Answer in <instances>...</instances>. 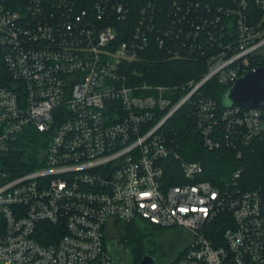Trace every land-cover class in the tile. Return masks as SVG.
<instances>
[{"label": "built area", "instance_id": "obj_1", "mask_svg": "<svg viewBox=\"0 0 264 264\" xmlns=\"http://www.w3.org/2000/svg\"><path fill=\"white\" fill-rule=\"evenodd\" d=\"M227 1L0 0V264H112L108 234L131 222L190 234L170 264H264V182L243 166L198 180L163 130L187 107L206 150H264V106L219 110L201 93L262 68L264 0ZM154 44L205 72L148 81ZM30 129L37 146L16 163Z\"/></svg>", "mask_w": 264, "mask_h": 264}, {"label": "trees", "instance_id": "obj_2", "mask_svg": "<svg viewBox=\"0 0 264 264\" xmlns=\"http://www.w3.org/2000/svg\"><path fill=\"white\" fill-rule=\"evenodd\" d=\"M193 1L208 4L213 9L218 6H229L231 4L227 0ZM167 7L168 5H166L165 9ZM165 9L162 11L164 12ZM248 14L254 17L256 12L253 7L250 6L248 8ZM143 57L144 59H151V64L145 66L143 69L145 70L147 80L156 85L169 87L180 86L186 82L200 79L205 72L204 62L168 60L164 52L159 50L155 44L149 55H144ZM256 61L260 67H264V58L257 59ZM228 89L227 87H221L212 82L207 83L201 89V93L204 97L213 100L219 110H223L228 108L223 102V97ZM186 108H181L166 123L163 130L167 135H173L175 133L179 137L181 143L178 153L181 159L188 162H196L203 166L204 173L197 178L198 180L207 181L217 186L222 185L239 166H243L244 175L242 181L247 182L250 187H255L261 182H264V150L262 148L259 150L253 148L243 149V156L239 160L236 158V151L226 147L225 144H222L218 149L213 151L206 150L203 147L201 135L195 128ZM38 139L39 137L33 129H30L19 138L16 163L28 157L30 158L31 150L37 146ZM175 170H177V165H175L173 160H170V173L175 172ZM156 229L162 228L146 222L122 224L118 231L121 245L117 249V252H114V250L110 252L112 264H138L145 254L141 244V238L146 235L148 230L154 231ZM176 241L184 242V248L163 264H170L180 258L190 243L191 236L186 231L178 232ZM127 245H129L130 250H127ZM120 249L128 253L130 263H126L121 259Z\"/></svg>", "mask_w": 264, "mask_h": 264}, {"label": "water", "instance_id": "obj_3", "mask_svg": "<svg viewBox=\"0 0 264 264\" xmlns=\"http://www.w3.org/2000/svg\"><path fill=\"white\" fill-rule=\"evenodd\" d=\"M228 107H240L246 110L264 106V67L250 71L240 77L223 97ZM138 264H157L148 253L144 254Z\"/></svg>", "mask_w": 264, "mask_h": 264}, {"label": "rangeland", "instance_id": "obj_4", "mask_svg": "<svg viewBox=\"0 0 264 264\" xmlns=\"http://www.w3.org/2000/svg\"><path fill=\"white\" fill-rule=\"evenodd\" d=\"M182 228H162L154 231H149L144 237L141 238V244L145 254L148 253L152 256L157 264H163L164 262L173 258L179 251L184 248V242L176 241V235L178 232H184ZM119 238L118 231L112 229L108 234V244L113 245L115 239ZM127 250L129 245H127ZM120 257L126 263H130L128 253L120 249Z\"/></svg>", "mask_w": 264, "mask_h": 264}, {"label": "flooded vegetation", "instance_id": "obj_5", "mask_svg": "<svg viewBox=\"0 0 264 264\" xmlns=\"http://www.w3.org/2000/svg\"><path fill=\"white\" fill-rule=\"evenodd\" d=\"M115 243L113 245H109L108 244V247H109V250L111 252V250H114V252H117V249L120 247L121 245V241L118 240V238L115 239L114 241ZM133 264V263H132Z\"/></svg>", "mask_w": 264, "mask_h": 264}]
</instances>
